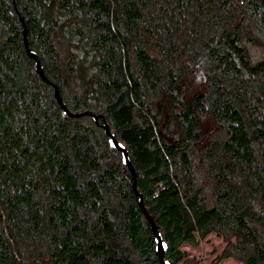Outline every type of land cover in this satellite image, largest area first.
I'll return each mask as SVG.
<instances>
[{"label":"trees","instance_id":"obj_1","mask_svg":"<svg viewBox=\"0 0 264 264\" xmlns=\"http://www.w3.org/2000/svg\"><path fill=\"white\" fill-rule=\"evenodd\" d=\"M34 52L48 82L36 70ZM264 0H0V204L53 210L15 264H162L208 235L264 264ZM55 87L68 110L59 104ZM77 204L84 229L56 245Z\"/></svg>","mask_w":264,"mask_h":264},{"label":"rangeland","instance_id":"obj_2","mask_svg":"<svg viewBox=\"0 0 264 264\" xmlns=\"http://www.w3.org/2000/svg\"><path fill=\"white\" fill-rule=\"evenodd\" d=\"M250 55L254 61L264 59V46L253 43H246ZM40 209H28L14 203L0 204V264H15V257L12 251L11 235L24 226H41L52 216L53 210L47 202L46 196L40 199ZM71 220L69 229L56 239V245L69 240L76 232L84 229L80 217V208L77 204H70ZM226 246L222 237L215 233L208 235L200 241L197 246L184 244L182 250L188 258L194 259L198 264H242L234 258H227L217 263L218 257ZM93 264H103L101 259H94Z\"/></svg>","mask_w":264,"mask_h":264},{"label":"water","instance_id":"obj_3","mask_svg":"<svg viewBox=\"0 0 264 264\" xmlns=\"http://www.w3.org/2000/svg\"><path fill=\"white\" fill-rule=\"evenodd\" d=\"M24 36H25V47H26L27 53L29 54L30 57H32L35 60L37 72L40 74V76L43 78L44 81L48 82L47 78L44 75L42 66L40 64V61H39L37 55L34 52L29 50L27 39H26V30L24 31ZM55 93H56V97H57V100H58L59 104L61 105V107L63 108V110H64V112H65V114L67 116L78 117V116H82V115H90L91 117H93V119L95 121H98L99 117L97 115H94V114L90 113V112H85V113H80V114H74V113L70 112L68 110V108L66 107V105L63 103V101H62V99L60 97L59 91H58V89L56 87H55ZM103 127L105 129V133L108 134V136L110 137L111 146L114 149H117L118 151L121 152L123 163L128 167V169L132 173V176H133V179H134L133 189H134L136 195L139 197V206L141 208V211L143 212V214L145 215L146 219L148 220V222L150 224V227H151V230L153 231V234L155 236L156 252L159 255L161 263L162 264H166V262L163 261V257L166 254V252L168 250V247H167L166 242L163 240V237H162L161 233L158 231V228H157L155 222L150 217L148 211L145 209L144 203H143V197H142L141 193H139L136 190V181H135L136 171H135V167L133 166V164H132V162L130 160L128 150L122 143H120L116 139L114 134L112 132H110V128H109L108 124H104Z\"/></svg>","mask_w":264,"mask_h":264}]
</instances>
